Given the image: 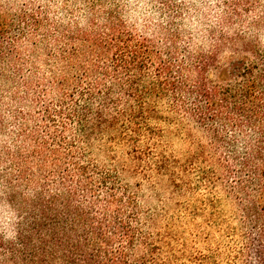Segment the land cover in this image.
Masks as SVG:
<instances>
[{"label":"trees","instance_id":"16d2710c","mask_svg":"<svg viewBox=\"0 0 264 264\" xmlns=\"http://www.w3.org/2000/svg\"><path fill=\"white\" fill-rule=\"evenodd\" d=\"M158 1L169 17L157 31L160 41L129 32L117 11L100 12L101 0L89 4L85 30L58 24L45 30L48 19L34 10L11 17L8 54L17 65L12 105L0 109V172L31 193L25 202L29 264H172L146 233L136 193L92 157L110 132L140 155L137 145L150 134L162 137L150 123L160 107L174 122L205 134L206 161L232 177V191L253 205L246 211L250 236L257 264H264V216L252 199L264 197V47L237 33L221 35L220 46L209 52L186 55L178 47L179 2ZM220 4L237 22L260 0ZM23 45L30 48L26 74ZM225 47L233 54L221 63ZM39 53L41 67L34 60H41ZM148 145V154H155ZM156 160V172L165 174L167 159L156 154Z\"/></svg>","mask_w":264,"mask_h":264},{"label":"rangeland","instance_id":"374dc122","mask_svg":"<svg viewBox=\"0 0 264 264\" xmlns=\"http://www.w3.org/2000/svg\"><path fill=\"white\" fill-rule=\"evenodd\" d=\"M220 1L217 0L218 3ZM91 2L93 0H0V109L12 105L10 99L14 95L12 73L17 62L8 54L13 14L21 9L39 12L50 23L45 30L53 29L54 24L71 31L77 28L85 30L90 28V22L86 28L79 27L71 19L72 9L67 6L84 3L90 11ZM128 2L101 0L100 12L117 11L122 20L121 5ZM134 2L160 6L158 0ZM56 5L60 8L56 9ZM57 11L63 12V17L50 19L49 14ZM254 11L259 12V17L264 16V0H260V7ZM99 20L103 24L105 19L101 15ZM125 26L133 34L155 37L160 41L162 37L159 38L160 31H157L166 24L153 25L150 20L142 18L140 23ZM250 41L258 44L256 39ZM24 46H21V53L25 58L23 73L26 74L30 69V48L23 49ZM38 55L41 60H34L36 66L41 67L44 57L41 53ZM20 84L22 86V82ZM17 98H20L19 95ZM17 108L21 109L22 105ZM158 110L150 123L162 137L150 134L147 141L156 147L155 156L152 152L148 154L146 149L150 145L147 142L137 145L141 152L135 155L132 143L110 132L95 144L93 159L101 168L113 171L120 184L136 193L146 233L155 238L157 246L163 249L162 257L172 260V264H204L206 257L210 258V264H257L256 243L250 236L252 224L246 212L253 205L242 192L232 191L235 184L232 177L226 176L225 171L214 162L206 161V154L201 150L209 141L205 134L174 122L164 107ZM3 112L0 115L4 117ZM156 154L169 163L165 174L155 170L158 162ZM202 171L206 174L202 175ZM15 179L0 172V201H6L17 212L16 239L0 240V264H29L25 247L28 243L25 202L31 193L24 183L20 180L16 183ZM252 199L264 216V197ZM160 240L162 243L159 244Z\"/></svg>","mask_w":264,"mask_h":264},{"label":"clouds","instance_id":"9594fccd","mask_svg":"<svg viewBox=\"0 0 264 264\" xmlns=\"http://www.w3.org/2000/svg\"><path fill=\"white\" fill-rule=\"evenodd\" d=\"M59 9L60 6H54ZM72 9L71 19L81 28H86L92 18V13L84 3L68 5ZM179 32L181 38L178 47L185 49L186 55H195L199 52H209L220 46L219 37L222 35L232 38L237 33L249 39H256L258 45L264 47V24H257L259 12L248 13L241 20L231 22L227 19L229 13L223 4L217 0H180L179 2ZM64 13L57 11L50 13V19H61ZM121 19L126 25L140 23L142 18L151 21L153 25H164L169 17L162 14L157 4L144 5L129 0L121 5ZM231 48L220 51L219 60L223 63L232 55ZM9 148L14 145L9 142ZM242 143L237 144L242 149ZM17 212L6 201H0V240L14 241L16 239Z\"/></svg>","mask_w":264,"mask_h":264}]
</instances>
